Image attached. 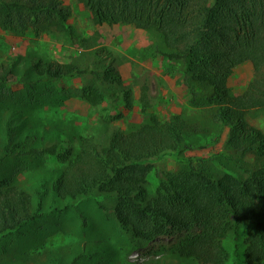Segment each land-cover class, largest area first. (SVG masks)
I'll return each instance as SVG.
<instances>
[{
	"label": "trees",
	"instance_id": "trees-1",
	"mask_svg": "<svg viewBox=\"0 0 264 264\" xmlns=\"http://www.w3.org/2000/svg\"><path fill=\"white\" fill-rule=\"evenodd\" d=\"M80 1L96 24L134 23L157 32L165 48H147L144 54L179 66L190 105L213 108L214 125L219 123L221 132L228 129L224 150L199 160L182 159L187 150L204 149L217 137L182 115L166 123L153 118L129 132L113 131L104 140L82 135L76 147L64 144L63 138L47 144L49 132L41 136L37 131L47 106L58 102L50 100L60 97L64 80L91 73L103 91L92 85L82 89L81 96L94 105L108 99L116 108L123 99L117 88H122L130 106L132 92L123 88L121 74L111 64L83 69L29 55L27 61L33 63L22 80L29 121L18 115L15 124L4 122L0 163L37 160L35 168H40L25 188L18 187L17 173L3 176L0 171V237L40 217L48 196L68 204L97 195L115 199L116 220L133 238L128 255L157 238L196 226L199 233L183 241L175 256L199 264H264V131L247 121L249 111L264 112V0ZM71 16V6L62 0H0V28L18 36L28 31L36 37L61 33L72 43L80 42ZM246 61L252 62L255 78L243 95H234L228 81L234 68ZM11 68L0 70V92ZM7 96L14 100L8 105L23 106L21 93ZM8 105L0 102V113L14 111ZM63 105L62 100L57 107ZM61 132L57 128L53 135L63 136ZM205 133L212 137L202 138ZM173 154L186 162L184 169L163 171L156 165ZM218 155L238 171L219 173L214 165ZM151 178L154 192L148 188Z\"/></svg>",
	"mask_w": 264,
	"mask_h": 264
},
{
	"label": "rangeland",
	"instance_id": "rangeland-1",
	"mask_svg": "<svg viewBox=\"0 0 264 264\" xmlns=\"http://www.w3.org/2000/svg\"><path fill=\"white\" fill-rule=\"evenodd\" d=\"M62 1L72 8L69 22L76 29L80 42L74 40L72 43L61 33L36 37L28 31L18 36L0 28V70L12 66L6 78L7 86L0 92V102L4 105L13 104L14 100L7 95L21 93L23 103L22 107L8 105L14 111L7 108L0 113V129L7 119L15 124L18 115L29 121L26 108L30 103L25 95L27 86L22 80L26 77L25 70H30L33 63L27 59L29 55H34L63 64H76L83 69H97L111 64L120 72L123 88L132 92L130 106L125 103L122 88H117L123 99L120 98L115 104L116 108L111 107L108 99L94 105L81 96L82 89L86 87H100L91 73L64 80L59 85L61 98L58 95L50 100L54 102L56 99L58 102L47 106L41 116L43 123L37 131L41 136L43 131L49 132L47 144L60 142L63 138L64 144L76 147L82 135L104 140L113 131L129 132L153 118L166 123L174 115H182L188 118L189 123L217 136L204 149L187 150L180 156L182 159L199 160L217 156L224 150L228 129L221 132L222 126L219 123L214 125L213 108H195L190 105V92L181 82L179 66L167 63L159 55L149 57L144 54L147 48H165L164 40L156 31L137 27L134 23L99 25L80 0ZM254 78L253 64L246 61L234 68L228 85L234 95H243ZM8 88L10 92H7ZM62 100L64 105L57 107ZM247 121L264 131L263 110L249 111ZM57 128L62 130L63 136L53 135ZM207 137L212 136L205 133L202 138ZM52 159L48 155L45 157L46 162ZM36 161L7 159L0 163V171L3 176L7 172L17 173L18 187L25 188L28 186L26 181L33 179L40 168H35ZM245 161L250 163L252 159L250 157ZM214 162L219 173L221 169L238 171L226 157H216ZM243 163L248 166V163ZM156 165L163 171L178 172L184 169L186 162L173 154ZM149 181L148 188L154 192L156 184L152 178ZM71 203L69 201L68 204ZM114 203L112 197L94 195L78 199L66 208V201L58 200L57 203L52 195L48 196L43 201L40 217L17 233L0 237V264H72L75 259H78L76 264H199L195 260L175 256V251L183 241L199 233L200 228L196 226L190 232L157 238L128 255L132 234L118 224L113 212Z\"/></svg>",
	"mask_w": 264,
	"mask_h": 264
}]
</instances>
